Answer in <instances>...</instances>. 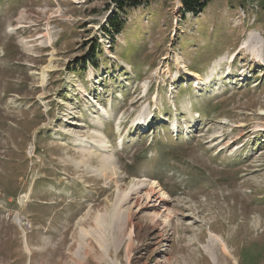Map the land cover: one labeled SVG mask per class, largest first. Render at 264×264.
<instances>
[{"label": "rangeland", "instance_id": "1", "mask_svg": "<svg viewBox=\"0 0 264 264\" xmlns=\"http://www.w3.org/2000/svg\"><path fill=\"white\" fill-rule=\"evenodd\" d=\"M108 2L0 0V264H264V0Z\"/></svg>", "mask_w": 264, "mask_h": 264}, {"label": "trees", "instance_id": "2", "mask_svg": "<svg viewBox=\"0 0 264 264\" xmlns=\"http://www.w3.org/2000/svg\"><path fill=\"white\" fill-rule=\"evenodd\" d=\"M144 0H109V7L114 6L110 15L107 17L106 22L102 25V29L111 36H115L120 33L125 24V19L121 16V13H127V9L138 7L143 4ZM170 1V0H166ZM210 0H181L182 9L184 12H191L193 14H199L209 4ZM99 49L98 40L94 41L91 50V59H96V52ZM90 60L83 58L77 63L83 68L86 67V63Z\"/></svg>", "mask_w": 264, "mask_h": 264}, {"label": "bare ground", "instance_id": "3", "mask_svg": "<svg viewBox=\"0 0 264 264\" xmlns=\"http://www.w3.org/2000/svg\"><path fill=\"white\" fill-rule=\"evenodd\" d=\"M153 187H159V184L157 181H153V184H152ZM152 191V190H151ZM162 193V192H161ZM161 196H163V193L161 194ZM163 200V199H162ZM214 235V234H213ZM218 236V235H217ZM220 237V236H219ZM218 238V237H217ZM216 240V239H215ZM221 240V239H220ZM218 241V240H217ZM224 246V249L227 250V247L223 244ZM236 258V257H235Z\"/></svg>", "mask_w": 264, "mask_h": 264}]
</instances>
